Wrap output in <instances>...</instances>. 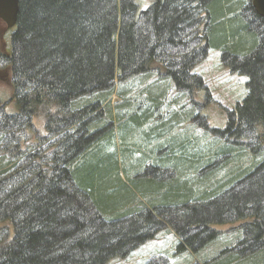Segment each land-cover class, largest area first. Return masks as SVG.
Returning a JSON list of instances; mask_svg holds the SVG:
<instances>
[{
	"label": "trees",
	"instance_id": "1",
	"mask_svg": "<svg viewBox=\"0 0 264 264\" xmlns=\"http://www.w3.org/2000/svg\"><path fill=\"white\" fill-rule=\"evenodd\" d=\"M17 4L0 48L11 87L0 99V264H107L169 227L180 236L175 253L195 254L232 223L230 246L195 264H264V22L251 0ZM210 48L247 78L246 94L224 128L209 141L202 133L196 154L197 140L173 132L198 118L194 68ZM168 95L178 105L164 113ZM130 121L168 128L155 162L168 178L137 172L145 145L126 149L131 180L119 177L107 148ZM157 260L172 263L146 264Z\"/></svg>",
	"mask_w": 264,
	"mask_h": 264
},
{
	"label": "rangeland",
	"instance_id": "2",
	"mask_svg": "<svg viewBox=\"0 0 264 264\" xmlns=\"http://www.w3.org/2000/svg\"><path fill=\"white\" fill-rule=\"evenodd\" d=\"M142 1L143 4L148 2V0ZM7 32L8 28L6 29L4 23L0 21V48H2L3 51L5 49L7 51L9 45ZM220 57L221 55L218 49L210 48L207 51L206 56L202 58L198 64H196L194 73H196L203 82L202 89L193 95V100L196 105L193 108L195 113L192 115L195 116L196 114L198 115V118L195 120L192 116L193 119L189 122L186 121L184 123H178L180 124L179 127L177 126L178 128L173 132L174 136L178 133H185V135L189 134L191 139L197 140L198 142L196 143L198 144L199 149H197L198 153L196 154H202L203 152L202 133H204V137L207 141H209L212 137L213 128H224L228 117L227 111L231 110L237 102H240L246 94L245 83L247 78L238 75L236 72L232 73L230 68L225 66V64L220 61ZM5 69L0 70V99H2V101H7V98H9L11 94V87L9 86L10 75L8 69ZM206 93L208 94V97ZM171 99V95H168L165 98V102L161 107L164 113L174 110V106L177 109L178 104H167V101ZM117 101H119V99L116 96L113 97L112 102L117 103ZM13 110L12 104L10 103V105L6 107V111L11 113ZM182 110L183 109H181V111ZM162 111L159 112L160 116H162ZM164 116L168 117V115ZM202 122H204L205 125H203ZM122 125L121 127H115L114 148H107L108 151H112L114 149L113 151L117 154V162L120 169L119 177H121L126 184V179L129 180V182L131 180L128 179L124 173L125 168H129L131 166L129 165L130 158L127 157L128 153H126V149L129 147L133 148L134 145H139L141 147L145 145L147 147V151L150 152V156H148L150 159H144V165L146 166L143 165V168L141 167L142 170L137 172L143 174L145 170V172L150 174V176H155L157 174L162 178H168L163 170L156 168L157 165L155 164L158 157L165 155L163 149L170 146L166 140L157 141L156 139L159 138V133L165 134L168 128L157 129L156 127H153L152 123H144L142 125L140 123L137 126L130 121L128 125L129 130H126L125 127H122ZM147 154L148 153L146 150L144 151L143 148L139 152H133L131 160L134 161L142 159L145 155L147 156ZM133 161L131 163H133ZM201 170H203L201 172L202 174L205 173L204 166ZM135 176L136 173L134 172L131 177L135 178ZM129 187L132 189L131 186ZM135 192L137 197L141 199L142 197L140 193L138 191ZM237 225V223H232L227 226L218 227L220 229V233L223 234L218 238V240H216L217 242L215 241L208 244L202 252L195 254H192L191 250H187L183 253H175V245L180 241V236L176 233L174 227L164 228L163 230L158 231L153 239L147 240L144 245L142 244L136 247L134 251L124 258H112L107 264H146L151 258H157L159 255H163L169 259L172 258L171 264H195V260H200V255H207L214 252V254H217L220 250L230 246V243L233 242L236 234H239ZM153 264H164V261L157 260Z\"/></svg>",
	"mask_w": 264,
	"mask_h": 264
},
{
	"label": "water",
	"instance_id": "3",
	"mask_svg": "<svg viewBox=\"0 0 264 264\" xmlns=\"http://www.w3.org/2000/svg\"><path fill=\"white\" fill-rule=\"evenodd\" d=\"M18 0H0V20L5 28L13 27L16 21L18 10ZM255 13L263 19L264 22V0H251Z\"/></svg>",
	"mask_w": 264,
	"mask_h": 264
},
{
	"label": "crops",
	"instance_id": "4",
	"mask_svg": "<svg viewBox=\"0 0 264 264\" xmlns=\"http://www.w3.org/2000/svg\"><path fill=\"white\" fill-rule=\"evenodd\" d=\"M144 245V244H143Z\"/></svg>",
	"mask_w": 264,
	"mask_h": 264
}]
</instances>
